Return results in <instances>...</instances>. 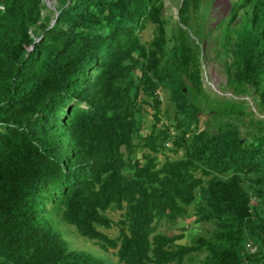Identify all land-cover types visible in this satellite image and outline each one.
<instances>
[{
    "label": "trees",
    "instance_id": "obj_1",
    "mask_svg": "<svg viewBox=\"0 0 264 264\" xmlns=\"http://www.w3.org/2000/svg\"><path fill=\"white\" fill-rule=\"evenodd\" d=\"M203 2L182 0L169 45L164 0H0V264H112L72 248L61 222L120 264L264 263L245 244H264V130L201 128L192 97L204 80L187 28ZM224 40L228 84L264 110V0L235 1ZM194 203L214 231L158 232Z\"/></svg>",
    "mask_w": 264,
    "mask_h": 264
},
{
    "label": "rangeland",
    "instance_id": "obj_2",
    "mask_svg": "<svg viewBox=\"0 0 264 264\" xmlns=\"http://www.w3.org/2000/svg\"><path fill=\"white\" fill-rule=\"evenodd\" d=\"M54 6L56 0H48ZM166 5L165 17L168 20L169 45L176 43L175 32L180 25L179 7L182 0H164ZM237 0H204L201 8L192 13L191 25L187 28L189 31V41L196 48L203 68L204 90L192 97L199 107L200 127L208 128L213 132L219 128L223 130L238 128L242 138L252 140L253 133H260L264 130V110L257 93L249 90L246 94H237L235 89L228 84L227 66L231 58L225 53L224 34L228 22L231 18L233 5ZM246 9H241L238 16L232 21V27L239 26L243 20V14ZM155 33V26L148 22L147 26L140 31L143 41H150ZM226 61L228 63H226ZM163 99V108L169 103V93L161 92ZM236 98L241 102H236L234 106L228 105L230 98ZM143 134H147L153 123V110L145 105ZM216 108H229L225 112L218 111L214 116ZM172 147V144H169ZM168 154L174 157L171 151ZM182 152H180V155ZM159 160H164V155H159ZM196 203L189 207L188 216L181 218L176 223H170L163 220L158 228V232L174 234L180 232L181 227H186V236L180 241L182 244L191 243L192 239L201 233H210L215 230V224L211 222L198 221L194 214ZM110 218L114 221L120 218L121 212L111 210L108 212ZM60 228L64 237L68 240L70 246L75 249L89 251L98 256L109 259L112 264H120L113 251H103L95 242L80 236L75 227L61 222ZM104 232L111 236L118 234V228L113 226L111 229L103 228ZM246 248L250 252L264 249L261 241L251 243L246 241ZM206 252L195 256V262L203 259ZM264 264V263H262Z\"/></svg>",
    "mask_w": 264,
    "mask_h": 264
},
{
    "label": "water",
    "instance_id": "obj_3",
    "mask_svg": "<svg viewBox=\"0 0 264 264\" xmlns=\"http://www.w3.org/2000/svg\"><path fill=\"white\" fill-rule=\"evenodd\" d=\"M47 3H48V5H49V6H51V7L55 8V5H54V6H53V5H51V2H50V1H48V0H47Z\"/></svg>",
    "mask_w": 264,
    "mask_h": 264
}]
</instances>
